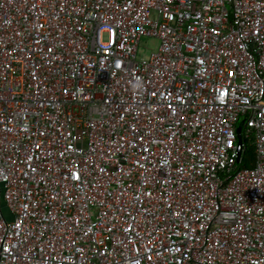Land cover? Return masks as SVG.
Segmentation results:
<instances>
[{
	"label": "built area",
	"instance_id": "obj_1",
	"mask_svg": "<svg viewBox=\"0 0 264 264\" xmlns=\"http://www.w3.org/2000/svg\"><path fill=\"white\" fill-rule=\"evenodd\" d=\"M0 264H264V0H0Z\"/></svg>",
	"mask_w": 264,
	"mask_h": 264
},
{
	"label": "trees",
	"instance_id": "obj_2",
	"mask_svg": "<svg viewBox=\"0 0 264 264\" xmlns=\"http://www.w3.org/2000/svg\"><path fill=\"white\" fill-rule=\"evenodd\" d=\"M254 139L251 137L248 141L244 140L245 151L241 163L237 166L240 169H250L255 166L256 151L254 145Z\"/></svg>",
	"mask_w": 264,
	"mask_h": 264
},
{
	"label": "rangeland",
	"instance_id": "obj_3",
	"mask_svg": "<svg viewBox=\"0 0 264 264\" xmlns=\"http://www.w3.org/2000/svg\"><path fill=\"white\" fill-rule=\"evenodd\" d=\"M158 47L159 41L157 39L143 37L137 52L138 60L148 59L153 52H156Z\"/></svg>",
	"mask_w": 264,
	"mask_h": 264
},
{
	"label": "water",
	"instance_id": "obj_4",
	"mask_svg": "<svg viewBox=\"0 0 264 264\" xmlns=\"http://www.w3.org/2000/svg\"><path fill=\"white\" fill-rule=\"evenodd\" d=\"M241 131H242V127L241 126H238L237 129H236L238 143H241L242 142ZM237 159H238V162H240L241 153L238 154V158Z\"/></svg>",
	"mask_w": 264,
	"mask_h": 264
}]
</instances>
